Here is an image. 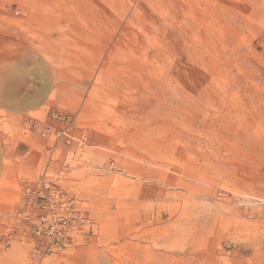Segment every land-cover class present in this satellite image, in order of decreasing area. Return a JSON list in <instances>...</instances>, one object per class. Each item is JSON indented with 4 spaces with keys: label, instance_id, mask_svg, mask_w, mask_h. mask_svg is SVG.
I'll return each mask as SVG.
<instances>
[{
    "label": "rangeland",
    "instance_id": "rangeland-1",
    "mask_svg": "<svg viewBox=\"0 0 264 264\" xmlns=\"http://www.w3.org/2000/svg\"><path fill=\"white\" fill-rule=\"evenodd\" d=\"M0 264H264V0H0Z\"/></svg>",
    "mask_w": 264,
    "mask_h": 264
},
{
    "label": "built area",
    "instance_id": "built-area-1",
    "mask_svg": "<svg viewBox=\"0 0 264 264\" xmlns=\"http://www.w3.org/2000/svg\"><path fill=\"white\" fill-rule=\"evenodd\" d=\"M57 136H65V138H69L64 132H58ZM31 191V189L29 187L26 188V192L29 193Z\"/></svg>",
    "mask_w": 264,
    "mask_h": 264
}]
</instances>
